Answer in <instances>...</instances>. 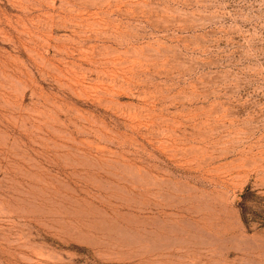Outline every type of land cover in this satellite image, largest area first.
Returning a JSON list of instances; mask_svg holds the SVG:
<instances>
[{"label":"rangeland","instance_id":"rangeland-1","mask_svg":"<svg viewBox=\"0 0 264 264\" xmlns=\"http://www.w3.org/2000/svg\"><path fill=\"white\" fill-rule=\"evenodd\" d=\"M0 264H264V0H0Z\"/></svg>","mask_w":264,"mask_h":264}]
</instances>
